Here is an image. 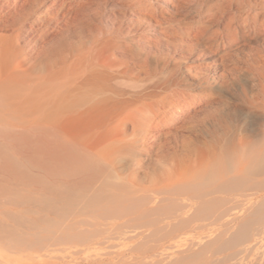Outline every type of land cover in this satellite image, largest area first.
Listing matches in <instances>:
<instances>
[{
    "label": "rangeland",
    "instance_id": "374dc122",
    "mask_svg": "<svg viewBox=\"0 0 264 264\" xmlns=\"http://www.w3.org/2000/svg\"><path fill=\"white\" fill-rule=\"evenodd\" d=\"M150 1L159 16L169 15L174 23L188 22L201 9L198 0ZM118 10L108 2L102 19L92 20L103 29L121 23L134 34L143 30ZM255 23L249 33L239 32L228 50L226 64L242 65L233 75L213 76L221 68L220 51L196 47L195 55L202 50L204 55L187 69L172 62L173 48L167 57L162 46L151 53L150 74L123 83L121 89L132 92L173 78L187 100L190 93L199 95V102L191 97L194 103L186 104L190 114L171 129L177 141L169 139L161 159H120L103 150L107 114L118 120L113 133H132L131 118L143 109L131 96L116 109L65 124L77 145L65 140L60 147L55 125L37 121L53 119L52 111H24L38 103H18L12 91L0 94V264H264V221L255 217L264 212L258 209L264 172L244 157L264 136L263 15ZM15 34L12 28L0 32L13 45L14 59H22L30 44ZM77 36L65 34V41L77 45ZM251 50L260 54L249 65L232 62ZM163 58H170L168 67ZM30 59L24 67L34 76L43 65L33 67ZM66 189L77 202L63 199Z\"/></svg>",
    "mask_w": 264,
    "mask_h": 264
},
{
    "label": "bare ground",
    "instance_id": "6f19581e",
    "mask_svg": "<svg viewBox=\"0 0 264 264\" xmlns=\"http://www.w3.org/2000/svg\"><path fill=\"white\" fill-rule=\"evenodd\" d=\"M198 1L201 9L195 18L188 22L176 20L174 23L169 21V15L159 16L150 0H0V32L12 28L17 40H25L30 44L27 53H25L27 50L21 52L25 53L22 59H14L13 45L0 36V94L12 91L15 92L12 95H17L16 97L20 99L18 103L32 105L34 101L38 103L36 107L32 106L33 108L29 107L24 111L36 110L42 113L52 111L53 119L48 116L38 118L37 121L55 125L60 147L65 140L70 145H77L76 139L64 132L65 124L77 119L88 120V117L101 115L104 110L116 109L122 101L123 104L127 102L124 100L126 96H131L138 103L136 107L143 109L131 118L132 133L130 135L124 131L121 135L113 133L114 122L118 120L107 114L102 118L105 129L102 134L105 140L103 150L107 154L119 157L126 155L138 158V161L153 155L161 159V150L168 144L169 139L173 137L177 141L176 135L169 133L173 127L178 126L183 115L190 114L188 105L194 94L190 93L191 96L188 98L190 101L187 100V95L175 89L176 83H173V78H169L166 83L162 82L163 84L157 88L138 86L136 91L132 92L121 89L123 83L139 81L140 74H150L149 59L153 55L151 53L158 52L162 46L166 48L167 57L172 53L168 47L173 48L172 62L178 66L184 64L187 69L197 67L192 60L204 55L202 50L201 54L196 56V47L214 49V53L215 50L220 51L221 68L212 74L214 77L221 76L224 79L227 74L238 71L242 66H229L225 62L232 42L236 40L239 32L249 33L259 17L261 15L264 17V6L259 8V4L264 0ZM108 2L118 7L122 19L128 20L130 24L133 22L139 27L143 26L141 27L143 30L134 34L129 29L126 31L122 28L121 23L118 28L111 29H103L101 25L95 24L92 18L101 20V8ZM128 16H133V20L127 19ZM84 32L87 33L88 42L83 35ZM149 32H157L159 36L152 33L151 35ZM71 33L78 35L77 45L65 41V34ZM257 51H245L247 53L243 57L233 59L232 62L238 61V64L249 65L250 61L256 60L259 56L260 53ZM174 55L179 58L174 59ZM29 57L33 67H36V64L41 67L43 65L42 71L33 73L34 76L29 68L24 67L25 62L28 64ZM169 59H162L165 67L171 64ZM13 63L15 64L12 66ZM156 90L162 91L160 93L163 96ZM262 90L264 94V87ZM197 96L193 100L198 98L200 100L199 95ZM193 103L194 101L191 105ZM195 104L190 108L196 107ZM124 128L123 125V130ZM258 143L260 146H250L248 148L250 152L244 154V157L256 161L255 166L259 170L257 172H264V136L259 138ZM61 150L59 148L60 152ZM236 180H232L230 185H234L232 183L237 182ZM67 189L66 194H63L65 196H68ZM71 194L68 196L70 199ZM64 197L68 203L77 202ZM258 209L264 210V200L259 203ZM255 217L264 221V212ZM248 231L249 228L243 230L244 233Z\"/></svg>",
    "mask_w": 264,
    "mask_h": 264
}]
</instances>
